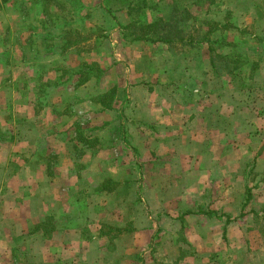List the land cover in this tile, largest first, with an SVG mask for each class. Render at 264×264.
<instances>
[{
  "label": "rangeland",
  "instance_id": "374dc122",
  "mask_svg": "<svg viewBox=\"0 0 264 264\" xmlns=\"http://www.w3.org/2000/svg\"><path fill=\"white\" fill-rule=\"evenodd\" d=\"M100 68L109 77L99 80ZM128 77L130 86L153 88V103L169 116L145 122L141 93H128L117 115L149 133L168 127L192 145L173 149L186 157L180 178L153 173L141 187L158 194L145 191L151 207L138 210L130 190L139 184L118 182L126 194L99 196L100 184H113L95 178L90 162L104 146L103 112L90 98ZM82 78L91 80L78 85ZM66 154L77 160L74 176L59 172ZM40 160L50 179L45 237L23 220L39 203L29 189L40 182L28 175ZM101 206L105 214L91 213ZM62 207L71 212L61 216ZM167 208L188 228L169 223L158 241L137 242L129 221ZM62 217L106 237L60 259L50 234ZM0 264H264V0H0Z\"/></svg>",
  "mask_w": 264,
  "mask_h": 264
},
{
  "label": "crops",
  "instance_id": "0c3cea01",
  "mask_svg": "<svg viewBox=\"0 0 264 264\" xmlns=\"http://www.w3.org/2000/svg\"><path fill=\"white\" fill-rule=\"evenodd\" d=\"M108 74L110 75V73L106 72V76ZM90 80L91 79H89L86 83L82 85L87 84ZM129 80H130L129 77L126 79H119L118 81H116L115 85H112L109 89L105 90V92L103 91L100 97L92 98V99L90 98V103L97 105L98 106L97 109L103 112L102 125L101 127H99V129L102 128L101 131H103V133L101 132L97 133L98 134L97 136H99L100 140H102L101 142L104 143L103 149L99 150V153H97L98 150H96L95 153H91L93 154V159L90 162L91 164L93 163L92 165L93 167L91 168V170L96 174L95 178L97 177L99 179H103L102 181L107 180L108 183L113 184V187L108 186V184L106 185L103 183L100 184L99 188L95 189L99 196L108 197L115 194H121V195H123V193L126 194L127 189L121 188L117 184L118 182L122 184L125 183L126 181H135L133 182L134 184L135 183L136 185L139 184V186L137 187L133 186L134 191L130 190V194L131 195L135 194L136 196V208L138 210V207L141 208V206H143L144 204H146V206L147 204L149 205V203H144L146 199L142 195L145 191L146 194L151 193L152 196H154V194H158V191L153 189L151 186H147V188L149 187L151 190H147V188L145 187H144L145 189H143L141 187L144 186V184H148L147 181H152L151 179L153 178L152 176L153 173L159 175V176H155L154 178L158 177L169 180L180 178L181 175L179 176L178 174H181V172H185V168L180 164L186 163V157L184 155L177 156L176 152L173 149L191 148L192 145L191 143L188 142L187 143L181 142L179 140L181 138H178L179 135L174 136L168 127H160V126L153 127L154 130H152L151 133H149L147 128L145 127H131V125L128 124L129 119L125 118L123 114L117 115L118 113H122L124 108L121 107L120 104L123 101V99H127L128 97H130L128 93H132L131 96L132 99L135 98L139 99L141 93V95L143 96V100L145 99V101L139 103L140 107L144 109L143 110L144 112L147 109L148 113L145 116H149L147 118L144 117V115L141 117L143 118V120H145V122H148L149 120H155L158 123H163V121L166 120V117L169 116V114H167L164 111V109L157 106V104L153 103L152 100L156 98L153 94H151L153 88L148 87L145 82L140 85L137 84L138 86L137 85L130 86L132 81L130 80L129 83ZM115 89H117V91L116 94L114 95V98L110 99V101L108 102H105V98L107 97V94L110 91L115 92ZM124 89L127 91H125ZM134 95L135 97H133ZM191 103L192 101L190 99H187L185 105L189 106L191 105ZM147 107H149V109ZM137 111L139 112L140 110L137 109ZM126 114H131V113L126 112ZM163 114L165 115L164 119L162 117ZM98 122H95V124H99ZM136 125L138 126L139 124ZM32 128L34 129V127ZM95 130H97V128ZM183 138L184 136H182V139ZM56 142L58 143V140ZM26 145L29 146L28 144ZM113 148L115 151L113 150ZM113 152H115V154H113ZM65 157H66L65 161L70 163H66L68 165L61 166L59 172H61L63 175L71 174L72 176H74L75 171L73 169V164L74 165L77 164V160L75 159L74 155L71 154H66ZM100 157H103V159H100ZM62 161L64 162V160ZM100 162L102 163V166ZM162 165H168V168H163ZM44 166L45 165L42 162V160H40L39 165L37 166H32V167L29 166L31 167V170L29 171L30 174L28 173L29 174L28 176H31L33 178V181H36V179H38L37 181L40 182L39 184H37L36 187L30 188L29 191L30 192L35 191L36 196L39 197L38 198L39 203L36 204V209H34V213L31 215L33 219H30L31 217H28L27 215L23 218V220H25L26 223H28L29 225L32 224L33 225L32 227L36 229V233H39V235L45 237L44 229L47 226L46 222L49 219V216L50 215L52 216V214L48 212L47 210L48 205L47 203H44L42 199V197L47 196L46 185L48 180H50L48 175L45 174V171L47 170ZM36 172H39L38 176L35 175ZM53 186L55 185L53 184ZM166 187L167 188L165 187L164 188L168 190L169 187L171 188V185L168 184V186ZM164 193L165 192L162 191L160 193V196H162ZM69 194L73 195L74 193L69 191ZM29 208L30 205L28 203L24 207V210L28 211ZM89 208H91V206H89ZM77 209L78 210L80 209L79 206H77ZM93 210L94 207L93 209H91V213L104 211L103 214H105V207L101 206L97 210L95 211ZM198 210H199L198 211L199 214H204L205 216L208 217L210 216L208 214V212H211L210 210L206 208L204 209L203 207H201ZM60 212L62 216L63 213L65 215V212L70 213L71 211L68 210V208L62 207L60 208ZM72 212H74L73 209ZM187 213L188 211L183 213L181 217L183 216L185 217ZM63 218L64 217H62L61 219L63 220L62 223H58V222L56 223L53 221V227L55 230L51 231L52 233L50 234L51 243L55 244V246L59 249L58 250L59 255L57 256H59L60 259H62L60 254L62 253L66 254L65 252L72 251L71 248L76 247L74 246L75 244L76 245L85 244L88 246L92 243H95L97 240L100 241L102 238L104 239V237H106L104 236V232L100 233L101 235L96 234L94 232H92L91 234L86 231L87 228L86 226H83L84 228H81L82 225L79 224L80 222L78 218H77L78 223L76 221H72L71 219L67 220L66 218L64 220ZM217 218H221V216ZM182 220L183 219L180 220L177 219L176 216H174V214L170 210V208H167L164 211L160 209L159 210L153 209V211H151L150 213V216H147V219H139V217L136 216L133 217V219H131V221L129 222L133 224L131 226L134 229H136V231L139 230L141 232V234L139 235L141 239H137V242H141L142 244H145L144 242L148 241L147 243L151 242L152 244V241L159 240L158 238L160 236L158 237L155 236L161 235L163 233V232L159 233L158 229L163 228L165 230L166 228H168L169 223L175 226L178 225V228L179 227L182 228L184 225L186 228H188L187 223L185 224ZM102 222L103 221H97L99 228L102 225L115 226L117 228L123 227V224L118 225L109 221H106V223L102 224ZM93 224L97 226L96 221H94ZM71 228H75V229H71ZM81 229H85V231L83 232V230ZM65 245H73V246H69L70 249H66L65 247H62ZM78 248L76 247L75 250ZM57 261L59 262V260Z\"/></svg>",
  "mask_w": 264,
  "mask_h": 264
},
{
  "label": "trees",
  "instance_id": "16d2710c",
  "mask_svg": "<svg viewBox=\"0 0 264 264\" xmlns=\"http://www.w3.org/2000/svg\"><path fill=\"white\" fill-rule=\"evenodd\" d=\"M103 6V5H102ZM104 7V6H103ZM168 25V23H165V24H163V26H162V28H166V26ZM135 25H134V23H131V24H128L127 25V27H129V28H131V27H134ZM140 29H141V27H140ZM166 36H161V37H158V38H154V39H152L151 37H149V36H147V34L145 35V34H143V35H139V34H135V35H133V40H148V39H152L154 42H170V41H168V39H166L165 38ZM204 40V39H203ZM202 40V41H203ZM214 60V59H213ZM213 66H214V61H213ZM99 70V74L97 75V78L100 80V78H102L103 76H104V74L106 75V70L105 69H98ZM90 73V76L94 73V71L90 68L89 70H88ZM96 76V75H95ZM91 78V77H90ZM90 78H85V79H80V81H79V83H78V85H82V84H84V83H86ZM208 214L210 215V216H212V217H220V216H218L217 215V213L216 212H213V211H211V212H208Z\"/></svg>",
  "mask_w": 264,
  "mask_h": 264
}]
</instances>
